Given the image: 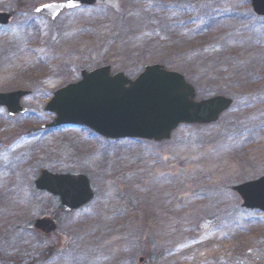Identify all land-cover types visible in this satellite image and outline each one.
<instances>
[{
  "label": "rangeland",
  "instance_id": "1",
  "mask_svg": "<svg viewBox=\"0 0 264 264\" xmlns=\"http://www.w3.org/2000/svg\"><path fill=\"white\" fill-rule=\"evenodd\" d=\"M65 1L0 0V13L13 15L0 26V94L26 92L28 110L10 118L0 108L5 264L51 245L58 250L41 264H147L138 254L146 240L160 254L153 264H264V214L242 209L231 189L264 177V17L251 0H210L207 9L199 0H125L124 19L121 0L55 21L34 14ZM201 29L215 34L203 42ZM157 64L183 74L198 100L220 94L233 106L159 144L105 140L78 126L41 129L56 118L45 111L55 92L82 71L106 66L134 80ZM42 170L89 177L94 199L64 213L59 198L36 191ZM41 218L56 220L59 234L43 239L33 227Z\"/></svg>",
  "mask_w": 264,
  "mask_h": 264
},
{
  "label": "water",
  "instance_id": "2",
  "mask_svg": "<svg viewBox=\"0 0 264 264\" xmlns=\"http://www.w3.org/2000/svg\"><path fill=\"white\" fill-rule=\"evenodd\" d=\"M97 0H67L35 9V14L55 21L64 12L93 7ZM254 14L264 17V0H251ZM12 15L0 13V25L7 26ZM26 92L0 94V108L11 118L25 115L21 101ZM233 105L223 96L198 101L195 88L185 76L162 65L146 67L135 80L110 67L82 71L81 80L55 92L45 111L55 114L43 130L65 126L85 127L107 140L138 139L156 143L169 141L182 125L207 126L218 122ZM38 191L60 198L61 209L69 214L88 205L95 196L85 175H54L42 170L35 181ZM246 210L264 213V177L232 188ZM34 229L45 236L57 232L51 218L38 219Z\"/></svg>",
  "mask_w": 264,
  "mask_h": 264
},
{
  "label": "trees",
  "instance_id": "3",
  "mask_svg": "<svg viewBox=\"0 0 264 264\" xmlns=\"http://www.w3.org/2000/svg\"><path fill=\"white\" fill-rule=\"evenodd\" d=\"M217 1L219 2L221 0H212L211 2H217ZM196 4H199V6L204 7V8L207 9L208 5L210 4V0H199L198 3H196ZM121 8H122V11H123V13L121 14V17L124 19V18H126L127 10H128L127 6H126V3H125V0H121ZM214 34L215 33H213L212 30L208 31L207 29H201V30L196 31V33H195V35L197 37L203 39L202 40L203 42L205 41V39L213 37ZM127 205L128 206L133 205L131 200H129L127 202ZM235 211L236 210H234L233 212H235ZM233 212L229 209L228 213H222V214L223 215L224 214L228 215V214L233 213ZM223 215H221V216H223ZM58 232L55 235L51 236V237H43V239L44 238L45 239L53 238L54 236L59 234ZM152 243H153L152 241L146 240L145 242H143V245H141L140 251H138V254H141L144 257V259L146 260L147 264L156 263V261H158V258L160 257L159 253H157V255L154 256V254H153L154 252L151 249ZM56 250H58L56 245L48 246L47 249L44 251V253H42V254L38 253L36 256L32 257L31 259L30 258L27 259L28 260L27 263H24V264H41L44 258L45 259L51 258L56 253ZM44 254H46V255H44ZM18 259H19V257H18ZM6 260H7V257H5L3 255V253L1 252V245H0V262H1V264L8 263V262H6ZM15 260H16V257H12V258L9 257L8 258V261L11 262L12 264L15 263ZM21 261H22V259H21Z\"/></svg>",
  "mask_w": 264,
  "mask_h": 264
}]
</instances>
